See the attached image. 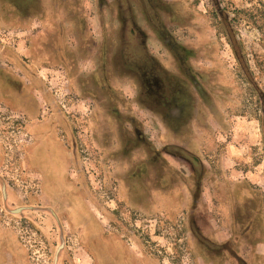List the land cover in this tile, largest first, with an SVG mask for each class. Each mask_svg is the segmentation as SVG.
<instances>
[{
  "label": "rangeland",
  "instance_id": "374dc122",
  "mask_svg": "<svg viewBox=\"0 0 264 264\" xmlns=\"http://www.w3.org/2000/svg\"><path fill=\"white\" fill-rule=\"evenodd\" d=\"M164 1L160 15L175 53L153 33L143 11L136 12L147 47L161 53L181 82L170 113L137 105L134 89H121L113 74L112 85L102 74L90 77L102 68L105 45L109 68L111 47L120 41L115 1L0 0V264H237L231 251L220 248L235 241L237 194L246 190L254 210L249 220L262 230L249 227L262 243L250 264H264V0ZM65 6L90 16V27L83 28L88 38L79 26L84 41H75L68 24L62 39L58 35ZM42 33L46 55L37 38ZM78 44L83 55L74 52ZM61 46L73 56L60 55ZM78 93L111 94L113 114L124 112L135 120L127 123L130 132L136 125L144 139L151 137L161 167L176 180L168 186L173 208L140 184L130 201L149 212L137 210L120 200L118 183L100 182L102 167L88 154V112L76 103ZM42 143L57 146L56 171L38 163Z\"/></svg>",
  "mask_w": 264,
  "mask_h": 264
},
{
  "label": "flooded vegetation",
  "instance_id": "af4514ba",
  "mask_svg": "<svg viewBox=\"0 0 264 264\" xmlns=\"http://www.w3.org/2000/svg\"><path fill=\"white\" fill-rule=\"evenodd\" d=\"M113 1H115L114 6L117 11L116 13H118L116 20L118 19L121 24L120 41L117 42L116 46L111 47L110 45L111 49L113 50L114 48V50L111 53V64H109V68L104 61L105 56L108 55V52L105 49L107 48V45H105V48L102 50V68L100 69L99 67V72L93 73L90 77L94 78V75L100 77L102 74L105 81L111 84L110 82L112 79L108 74H113V76L118 79L117 84L119 87L121 86V89L124 88V85H128L130 88L134 89L137 97L135 103L137 105L151 110H154L158 105L161 109L165 107L166 113H170V111L172 112V107L177 105L178 98L182 94L180 93L181 82H179L173 74L168 61L164 58L166 64L160 59L158 54L161 53L157 51L158 54H156L147 47L148 38H145L141 29L138 27L140 19L136 12L137 8L143 11L146 21L150 25L153 33L161 38L162 42L165 43L173 53H175L173 45H175L176 41L167 33L164 21L160 15V10L164 9L165 1L151 0V4L150 0H144V2L143 0H123L124 2L121 0ZM171 4L173 5L171 8L178 7L175 5L174 1ZM42 6L43 14H45L47 8L44 3H42ZM50 6L53 10L52 3H50ZM54 6L56 10L60 9L59 3H56ZM104 6L107 7V10L109 11V22L112 23V8H108V2L105 1ZM61 9L64 10V6ZM80 10V7L77 8L73 6L69 10V8L65 6L67 17L58 18L56 24L58 35L61 32V39L64 36L65 28L63 27H65V24L71 26L72 31H76L77 34L75 36V41L77 43L81 42L82 39L79 38V26H81V35L88 38V33H86L88 30L83 28L90 27L91 18L90 16H80ZM12 11H9V13L13 16L15 15V12L14 10ZM58 16H61L60 13H58ZM28 17L25 15L24 19L27 21ZM63 19L64 22L62 21ZM52 24H55V22L53 21ZM138 32H140V34L142 33V36L140 35V37H138ZM125 33L129 36V39L127 38L126 41ZM130 35L132 37L135 36L138 39L139 44L135 43V37L132 38ZM109 36L110 35L107 34L108 43ZM82 41H84V39H82ZM76 46L80 47H77L74 52L78 55H83L85 50L81 49L82 44ZM60 48L61 49H58V53L64 58L73 56V53L66 47L61 46ZM102 58L100 57L101 60ZM179 64L186 75L185 60H182L181 58ZM105 65L106 67L104 68ZM179 72H181V70H179ZM106 83H104V85ZM83 85L85 86L84 83ZM94 86L96 87V85ZM108 87L111 88L110 86ZM101 94L103 95V93H98L97 96H84L83 94L78 93L79 97L76 98V103L83 105L88 112L85 118V126L87 127L89 136V146L92 147L88 154L95 164H99L102 167L101 175L103 178L100 182L102 183L104 181V184H111L113 182L116 185L118 183L120 186V200L137 210L149 212V210L133 205L130 201L131 198L129 194L131 190H133V187L140 184H145L147 188L150 186L154 194L158 196L161 204L164 203L168 207L173 208L175 204V198L173 195L174 189L168 186L173 185L176 180L169 179L168 170H163L161 167L159 151L158 149H154L153 144L148 140L151 139V137L149 138L145 136L146 139H144L143 135L139 132V127L136 125L134 126V131L130 132L127 123L134 124L135 120L130 119L129 121L128 117L125 118V114L122 111V114H113L111 109L114 99L111 94L107 93L109 95L107 96L106 94L107 97L101 96ZM118 104L123 106L121 101H119ZM53 107L58 110L59 105H52V108ZM165 150L169 149L166 148ZM45 160L46 159H44L45 167L51 163L52 166L50 165V168L53 171L57 170L56 166L59 164L54 165L52 158L50 160ZM188 182L192 183L193 180L191 179ZM246 192L237 194L241 197L242 203H238V209L233 214V222H235L234 232L237 233L235 241L229 246L223 244V247L220 248L221 253L231 251L232 257L237 261V264H250L254 248L262 245L261 242L258 243V241L255 240L253 232L249 229V227L252 226V228H255L258 233L262 231L260 227L261 225L258 221L254 222V220H249V217L254 210H252L249 204H247L248 198ZM166 194L169 197H165ZM161 204L155 205L156 209ZM230 248H232V250ZM221 257L224 258V255L222 254Z\"/></svg>",
  "mask_w": 264,
  "mask_h": 264
},
{
  "label": "crops",
  "instance_id": "0c3cea01",
  "mask_svg": "<svg viewBox=\"0 0 264 264\" xmlns=\"http://www.w3.org/2000/svg\"><path fill=\"white\" fill-rule=\"evenodd\" d=\"M37 38L39 39L38 41L39 42H42V44H40V47L41 48H43V50H42V52L46 55L47 53H48V51H47V48L45 47V42H47L46 40L48 39V37H47V34H45V33H42V34H39L38 36H37ZM22 106H28V103H23L22 104ZM41 139V138H40ZM44 139V138H43ZM46 139V138H45ZM46 141H47V139H46ZM47 143H48V141H47ZM47 143H45V144H41V145H38L37 146V150L35 151V156H37V159H38V163L39 164H41V163H44V159L45 158H43V156H45L44 155V153H47V149H48V147H50V145L49 144H47ZM51 149V153H53L52 154V159H53V163H54V165H57V164H59V160H58V158L60 157L59 155V152L56 150V149H58L57 148V146L55 145V147H50ZM46 157V156H45ZM46 161V160H45ZM61 164V163H60ZM59 166V165H58Z\"/></svg>",
  "mask_w": 264,
  "mask_h": 264
}]
</instances>
